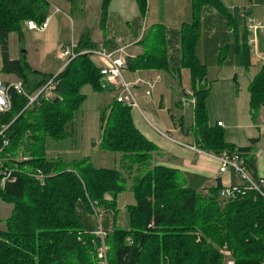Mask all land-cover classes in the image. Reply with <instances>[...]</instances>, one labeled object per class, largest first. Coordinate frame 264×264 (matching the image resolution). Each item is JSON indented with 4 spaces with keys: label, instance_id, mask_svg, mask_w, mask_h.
<instances>
[{
    "label": "trees",
    "instance_id": "1",
    "mask_svg": "<svg viewBox=\"0 0 264 264\" xmlns=\"http://www.w3.org/2000/svg\"><path fill=\"white\" fill-rule=\"evenodd\" d=\"M110 2L103 0L102 26ZM137 2L145 14L147 0ZM206 5L216 8L237 30L240 50L236 62L249 67L251 52L242 10L235 8L231 14L221 0H193V19L181 29L182 67L191 73L196 96L194 130L201 146L221 153L236 146L226 141L220 125H208V89L200 86L208 69L196 50ZM47 7V0H0L2 71L16 73L30 94L54 75L32 69L25 58L11 60L8 39L12 32L23 35L25 21L41 23ZM141 44L144 53L129 59L130 69H170L163 25L149 28ZM98 46L87 35L78 43L80 50ZM56 80L58 96L53 100L40 97L26 108L28 99L12 90L11 109L0 113V131L8 126L0 135V145L4 138L9 140L0 153V172L7 168L15 176V181L0 186V199L13 205L7 229L0 230V264H97L100 239L87 227L82 213L93 214L103 205L114 207L129 179L135 204L128 207L129 227L108 232L109 264H223L225 248L235 264H264V197L249 191L222 203L221 185L197 191L184 183L178 170L152 167L156 146L134 124L131 108L115 99L102 111L100 147L121 154L120 169L96 168L86 158L70 163L47 159L46 138L68 137L67 126L86 99L83 87L105 91L100 71L88 55L70 62ZM249 90L256 119L264 107V65ZM252 145L239 149L252 176L258 178L255 158L250 155ZM37 170L45 176L44 184L33 175Z\"/></svg>",
    "mask_w": 264,
    "mask_h": 264
},
{
    "label": "crops",
    "instance_id": "2",
    "mask_svg": "<svg viewBox=\"0 0 264 264\" xmlns=\"http://www.w3.org/2000/svg\"><path fill=\"white\" fill-rule=\"evenodd\" d=\"M221 1L231 14L234 13L235 8H239L257 18L264 19V0ZM47 6L45 16L52 15V17L46 30H32L25 21L22 36L16 32L9 35V56L13 61L25 58L32 69L54 76L65 68L64 60L60 57V47L66 43L71 41L79 43L86 35L89 41L96 45H111L115 38H121L123 43L128 45L127 51L131 58H134L144 53L141 40L149 28L153 25H163L166 28L170 69L133 70L129 68L126 71L129 81H135L138 78L150 82L156 81L149 98L145 97L146 85L137 88L142 111L132 110L134 124L157 148L152 153V167L165 166L178 170L184 183L197 191L218 185L240 183V177L236 171L230 169L220 174L218 161L204 153L207 150L201 146L200 138L194 130L195 109L181 104L184 93L187 90H194L190 70L182 67L181 45L182 26L193 19V0H147L145 14H142L137 0H111L105 26L101 25L103 0H47ZM55 6L61 11L54 13ZM211 19L215 22V26L207 22ZM205 24L210 25L211 29L218 28L219 32L217 46L213 42L203 46L201 36L196 49L198 57L208 69L206 80L200 85L208 89V125L215 127L222 122L221 128L225 132L226 141L238 148L252 145V140L255 139L250 155L255 158L258 177H264V107L254 119L250 107L249 90L252 79L263 66L261 57L264 55V32L258 36V55L251 54L249 67H244L236 62L240 50V36L228 19L213 6L206 5L202 9L201 27L203 25L205 27ZM144 25L145 28H143ZM35 32L41 34L42 38L48 39L28 42L25 37L28 34L32 36ZM216 48L223 51L226 49V53L233 57L229 73L224 72L222 64L216 63L215 67L209 66L206 62L205 58L209 52H214ZM3 66L0 46V81L4 83L21 81L13 71L3 72ZM93 95L94 99L99 101L98 104H94L93 112L96 116L104 110V106L108 108L113 100V94L94 90ZM78 116L79 113H76L73 121L68 124L67 138L77 129H85L84 124L76 126ZM174 140L195 146L199 151L182 146ZM100 142L101 139L95 143L96 146ZM99 157V162L103 166L97 168L120 169L121 154L107 152L101 148ZM131 186L132 181L129 179L126 189L117 196L116 200L126 190H132ZM114 226H116L115 223L113 225L109 223L104 229L109 232ZM88 228L93 232L98 230L94 224Z\"/></svg>",
    "mask_w": 264,
    "mask_h": 264
},
{
    "label": "built area",
    "instance_id": "3",
    "mask_svg": "<svg viewBox=\"0 0 264 264\" xmlns=\"http://www.w3.org/2000/svg\"><path fill=\"white\" fill-rule=\"evenodd\" d=\"M61 10L55 6L54 13ZM244 16L243 27L248 32V46L250 47L251 54L258 55V36L264 32V19L257 18L247 11H241ZM52 15L47 16L41 23L35 21H27V26L32 30L44 31L49 25ZM143 36V34H142ZM78 43L71 41L62 46L60 57L64 60V67L70 62L79 57L80 55H88L94 62L95 66L99 69L101 74L102 88L113 94V99L118 103L131 108V110L142 111L138 98L137 88L141 85H146L145 97L149 98L155 88L156 81L150 82L142 78L135 81H129L126 77V71L129 69L128 58L131 57L127 51L128 45L124 44L121 38H115L113 44H101L96 48L78 49ZM96 60V61H95ZM264 65V55L261 57ZM57 75L49 79L37 92L30 94L25 88L22 81L4 83L0 81V113L7 112L12 107L11 91L14 90L18 94L25 96L28 99L27 107L33 105L40 97L49 98L57 86ZM181 104L184 107H196V96L193 90H187L181 98ZM218 125H222L219 122ZM8 126H4L0 131L2 135ZM165 136L169 135L163 133ZM175 141V140H174ZM178 144L185 146L189 149L199 151L195 146L175 141ZM9 144L8 138H4L2 147ZM210 158L215 159L219 163V173L223 174L233 169L240 177V183L236 185L221 186L219 190V197L225 201L236 200L245 196L249 191L256 192L264 197V177L254 178L248 169L244 153L236 147L233 151H223L221 153L204 152ZM0 165L2 159L0 158ZM44 184L45 176L40 170L33 174ZM15 181V176L10 169L3 168L0 172V186L5 187L8 182ZM101 239L99 245L98 257L101 264L108 263V246L104 238L108 232L101 226L95 232ZM224 263L235 264L232 253L228 249L223 250Z\"/></svg>",
    "mask_w": 264,
    "mask_h": 264
},
{
    "label": "rangeland",
    "instance_id": "4",
    "mask_svg": "<svg viewBox=\"0 0 264 264\" xmlns=\"http://www.w3.org/2000/svg\"><path fill=\"white\" fill-rule=\"evenodd\" d=\"M207 22L215 26V22L212 19L207 20ZM205 25H206L205 27L204 25L202 26L203 28L201 27V33H200V37L202 36L203 46L207 45L209 42H213V44H216L217 46V38L219 36L218 28L211 29L210 25L207 24ZM145 27L146 26L144 25L143 28ZM25 39L28 40V42L29 40L35 42L38 41L39 39L46 40L48 38L46 37L42 38L41 34L35 32L32 34V36L31 34H28L27 37H25ZM61 48L62 46L60 47V52H61ZM201 50L203 51V48ZM225 50L226 49H224L223 51L220 50V48H216L214 52H209L208 56L205 59L206 62L209 63V66L214 65L216 67V63L218 65L222 64L223 65L222 69L224 70V72L229 73V67L231 66L230 62L232 63L233 57L228 52L226 53ZM222 53L224 54L222 56H219ZM129 59H131V57L128 58V61ZM83 93H85V95H88V99H85V101L82 102V104L80 105L79 109L76 112L79 113L78 116L79 119L77 121L76 126H80L81 124H84L85 129L84 130L77 129V131H75L74 133L72 132L69 138L62 140H56L52 137H47L45 141V156L49 157L50 159L59 158L65 163H70L75 160H82L84 159L85 156V158L89 160L94 167L96 168L102 167L103 164L99 162L100 160L99 154L101 152V147L100 144L98 146H96L95 144L102 137V129H101L102 111L100 112V114L98 113L96 116H94V112H93V109H95L94 104H98L99 101L98 99L96 100L94 99L95 98L93 95L94 90H92V88L89 85L83 88ZM57 96L58 94L54 91L50 96H48L49 98L46 99L53 100ZM103 109H106V107L104 106ZM2 150L3 147L2 145H0V153ZM219 200L222 203L228 202L221 199L220 197ZM115 204L116 205L114 207L107 206L105 208L104 205L99 206L94 210L93 214L83 212L82 216L83 219L86 220L87 227H89L91 224H94V226H96L97 229H99L100 226L104 229L105 227H108L109 223H111L112 225L113 223H115L116 226H114V228L129 227L128 207L130 205L135 204L134 192L130 189L126 190L118 197ZM12 210H13L12 204L4 202L3 200L0 199V220H1L0 230L7 229L6 221L11 216ZM107 237L108 235L104 238L106 244H107ZM100 242L101 239L99 240V244L96 248L97 264H101V260L98 257V252H99L98 248L99 245H101ZM108 252H109V246H108ZM108 263H109V257H108Z\"/></svg>",
    "mask_w": 264,
    "mask_h": 264
}]
</instances>
